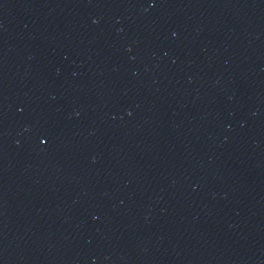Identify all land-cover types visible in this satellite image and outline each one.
Instances as JSON below:
<instances>
[{"label": "water", "instance_id": "obj_1", "mask_svg": "<svg viewBox=\"0 0 264 264\" xmlns=\"http://www.w3.org/2000/svg\"><path fill=\"white\" fill-rule=\"evenodd\" d=\"M0 264H264V0H0Z\"/></svg>", "mask_w": 264, "mask_h": 264}]
</instances>
